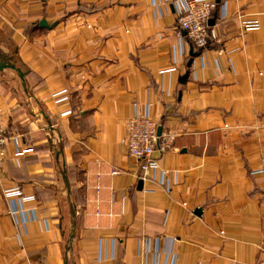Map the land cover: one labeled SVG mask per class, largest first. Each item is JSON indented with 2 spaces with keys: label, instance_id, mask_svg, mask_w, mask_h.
<instances>
[{
  "label": "crops",
  "instance_id": "0c3cea01",
  "mask_svg": "<svg viewBox=\"0 0 264 264\" xmlns=\"http://www.w3.org/2000/svg\"><path fill=\"white\" fill-rule=\"evenodd\" d=\"M214 1L196 53L175 0H0V264H264V0ZM145 114L176 137L146 177Z\"/></svg>",
  "mask_w": 264,
  "mask_h": 264
},
{
  "label": "built area",
  "instance_id": "2783aa9c",
  "mask_svg": "<svg viewBox=\"0 0 264 264\" xmlns=\"http://www.w3.org/2000/svg\"><path fill=\"white\" fill-rule=\"evenodd\" d=\"M175 12L179 24L177 32L181 39L187 37L199 48H206L210 42L217 38L216 31L210 26V18L213 10L217 7L214 0H175ZM244 29H254L259 27L258 20H244ZM58 93L56 96L61 95ZM158 123L149 114L133 117L127 122V133L123 143L127 147L128 154L140 165L144 177L159 167L156 153H165L173 147L175 135L171 131L162 130L158 134ZM7 141L6 133L0 117V165L3 161L5 144ZM16 147V156L33 152L32 148H22L19 137L13 138ZM252 175H264V170L252 172ZM264 189V182L262 184ZM5 198L10 204V214L19 220L23 227L35 219L31 211L25 208V204L35 200L34 196L25 197L19 187L8 189L4 192ZM150 244H147L150 250Z\"/></svg>",
  "mask_w": 264,
  "mask_h": 264
},
{
  "label": "water",
  "instance_id": "95a60500",
  "mask_svg": "<svg viewBox=\"0 0 264 264\" xmlns=\"http://www.w3.org/2000/svg\"><path fill=\"white\" fill-rule=\"evenodd\" d=\"M44 23H45V22H44ZM191 54H192V58H191V59L189 60V62H188V65H189V66L192 65L193 57L196 55L195 53H191ZM8 66H9V67H12V68H15V70H17V71L20 73L21 77H22V78L24 77V75H23V73L21 72V70H19V68H17L16 65H15L14 63H11V62H6V63L2 62V63H0V68H1V70H2L3 67H8ZM188 77H189V74H186L185 76H183V77L181 78L180 82H181V83H185V82L187 81ZM161 132H162V127H159V129H158V134L160 135ZM140 186H142V183H140Z\"/></svg>",
  "mask_w": 264,
  "mask_h": 264
},
{
  "label": "trees",
  "instance_id": "16d2710c",
  "mask_svg": "<svg viewBox=\"0 0 264 264\" xmlns=\"http://www.w3.org/2000/svg\"><path fill=\"white\" fill-rule=\"evenodd\" d=\"M192 44H193V43H192ZM193 47H194L193 49H194V51H195L196 53H197V52H198V53H201V52L205 49V48H199V47H197L195 44H193ZM194 51H193V52H194ZM187 59L189 60L190 57H188Z\"/></svg>",
  "mask_w": 264,
  "mask_h": 264
}]
</instances>
